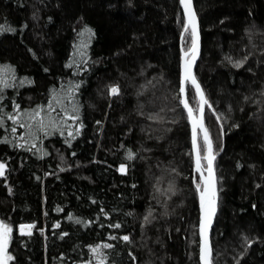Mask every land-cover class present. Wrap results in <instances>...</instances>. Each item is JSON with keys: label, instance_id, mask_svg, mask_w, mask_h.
<instances>
[{"label": "trees", "instance_id": "trees-1", "mask_svg": "<svg viewBox=\"0 0 264 264\" xmlns=\"http://www.w3.org/2000/svg\"><path fill=\"white\" fill-rule=\"evenodd\" d=\"M194 6L195 73L213 105L205 121L217 154L215 264H264V0ZM182 22L180 0H0V81L8 85L0 82V220L13 229L10 264H99L91 248L104 243L115 246L102 248L107 264H198L200 175L180 103L190 47ZM246 55L241 68L226 59ZM187 96L198 111L190 83ZM35 109L45 131L41 117L29 118ZM21 224L35 225L30 236Z\"/></svg>", "mask_w": 264, "mask_h": 264}, {"label": "snow or ice", "instance_id": "snow-or-ice-1", "mask_svg": "<svg viewBox=\"0 0 264 264\" xmlns=\"http://www.w3.org/2000/svg\"><path fill=\"white\" fill-rule=\"evenodd\" d=\"M180 4L183 6L184 9V17L186 18V22L183 23V33H188L190 35V47L187 48L186 51H184L183 56V65H182V77L180 80V87H179V93L185 94L186 92V84H191V86L195 89L196 96L199 97V116L194 115L193 109L189 106L187 98L181 99L180 103L183 105V107L187 110L188 113V119L191 123V144L192 149L195 152V170L196 172L200 173V182L196 183L195 188L196 191L199 193V203H200V209H201V216L199 220L198 225V233H194V235H198L199 239L197 241H194L195 247L198 249L197 255L199 257L198 264H215L216 255L215 249L211 243V240L209 238V231L212 224V219L216 214L217 211V188H216V177L214 174V168H213V162L216 158V154L213 152V142L209 134V129L205 125V116H204V107L205 105L208 106L209 109L213 108V105L208 101V99L205 97L204 91L201 88L200 83L198 82L195 74L193 73V66L195 64V61L197 59V56L199 54V35H198V27H197V21H196V13L193 10V4L192 0H180ZM85 32H91V29L85 28ZM83 34V33H81ZM182 40H187L188 37L184 36L182 34L181 36ZM226 59L229 60L233 64V67L235 68H241L246 63L248 56L246 55L241 60L232 61L231 57H226ZM4 83V86L7 87V83L4 81H0ZM77 87H79L77 85ZM110 92L113 96L120 94V88L118 86H111ZM261 95H264V92L261 93ZM55 99V97H54ZM248 97H245V100H247ZM16 109H19V105H15ZM48 108L52 111L54 109L52 108L51 103L48 105ZM64 111L67 113V109H64ZM73 113H78V107L73 106L72 108ZM213 114L216 116V120L219 122L221 120V115L216 114L213 112ZM37 117H41V110L35 109L32 111V113H29V118L32 120H36ZM9 120H13L14 123H19V120L17 117L8 115L7 117ZM151 118V117H150ZM67 119L71 120H79V116L77 115H67ZM50 123H52L50 121ZM99 124L100 122L97 121ZM0 126H2V120H0ZM37 126L39 131H45V129L48 127V125L45 124L44 119L41 117L39 120H37ZM52 126L55 128V123H52ZM83 125L81 124V127ZM20 127H25L23 123H20ZM29 127V134L35 138V133L31 131V125H28ZM222 128V125H221ZM11 131L14 133L16 132V128H11ZM76 133L79 134V128L76 129ZM45 134H47L45 132ZM202 134L203 138V144L201 145L198 140L200 135ZM68 136L73 137V132L69 131ZM23 139V137H21ZM7 142V141H4ZM35 147V145H32ZM204 152V155L201 156V152ZM222 150V149H221ZM135 154L129 150L127 159L132 160L134 159ZM204 160L207 162L206 171L208 173L207 176L204 175L205 168L202 165L201 161ZM63 171V169H61ZM6 171V165L4 163H0V177L5 175ZM121 174H127V167L122 163L118 169ZM259 187V185H257ZM159 191V189H157ZM168 191H172L171 185H169ZM103 212V209H101ZM130 214V213H129ZM152 216V210L149 209L147 214L144 216L145 223H150V217ZM70 220L72 219L71 216L68 217ZM77 223H80L79 220L76 221ZM110 227H113L115 229L121 228L120 223H115L112 225H109ZM35 227L34 224H21L20 225V233L21 235H31V230ZM56 228H59L60 225L56 224ZM12 227L5 223L4 221L0 220V264H9L10 261L14 260V257L9 253V244L12 239ZM64 235H67V233H64ZM110 239H117L116 236H111ZM119 239L131 243V238L128 235H124L122 237H119ZM245 240L247 241V237H245ZM251 245L249 244V247ZM115 246L110 243H104L102 246L97 245L95 247L91 248L92 253L94 256L98 258L99 264H107V253H104L102 251L103 249H112ZM131 256L133 262L136 261V257L132 255V253H129ZM237 264H239V261H237Z\"/></svg>", "mask_w": 264, "mask_h": 264}, {"label": "water", "instance_id": "water-1", "mask_svg": "<svg viewBox=\"0 0 264 264\" xmlns=\"http://www.w3.org/2000/svg\"><path fill=\"white\" fill-rule=\"evenodd\" d=\"M192 4H193V10H194L195 13H196V21H197L198 35H199V54H198V56H197V59H196V61H195L194 66H193V73H194L195 76H196L195 68H196V65H197V63H198V61H199V58H200V56H201V52H202V37H201L200 20H199V17H198L197 11H196L195 6H194V0H192ZM182 7H183V6H182ZM183 11H184V9H183ZM186 50H187V49H184V48H183V51H182L181 70H182V65H183L184 51H186ZM181 77H182V72H181ZM196 78H197V76H196ZM197 80H198V82L200 83L202 90L204 91V88H203L201 82L199 81L198 78H197ZM185 87H186V92H185V94H182V99L187 98V100H188V96H187V84L185 85ZM204 94H205V91H204ZM205 97H206V94H205ZM206 98H207V97H206ZM188 103H189V106L193 109L194 115L199 116V108H198V111H195V109L191 106L189 100H188ZM205 110H206V105H205V107H204V116H205ZM205 125H206V121H205ZM206 127H207V125H206ZM209 134H210V132H209ZM201 135H202V134H201ZM210 137H211V135H210ZM211 139H212V137H211ZM198 142L200 143L199 140H198ZM212 142H213V141H212ZM213 152L216 154V152L214 151V145H213ZM193 154H194V162H195V152H194V151H193ZM203 155H204V153L201 152V156H203ZM216 157H217V154H216ZM215 161H216V158H215V160H214V162H213V168H214V174H215L216 181H217V183H216V188H217V211H216L215 216H214L213 219H212V224H211V228H210V231H209V238H210V240H211V243H212V234H213L214 223H215V219H216V217H217V214H218V208H219L218 178H217V171H216V167H215ZM201 163H202V165H203L204 168H205L204 175L207 176V175H208V173H207V171H206L207 162L204 163V161L202 160ZM199 175H200V173H199ZM200 216H201V209H200V203H199V220H200ZM212 245H213V244H212Z\"/></svg>", "mask_w": 264, "mask_h": 264}, {"label": "rangeland", "instance_id": "rangeland-1", "mask_svg": "<svg viewBox=\"0 0 264 264\" xmlns=\"http://www.w3.org/2000/svg\"><path fill=\"white\" fill-rule=\"evenodd\" d=\"M0 163H3V162H0ZM10 253V252H9ZM11 254V253H10ZM12 255V254H11ZM9 264H10V262H9Z\"/></svg>", "mask_w": 264, "mask_h": 264}]
</instances>
